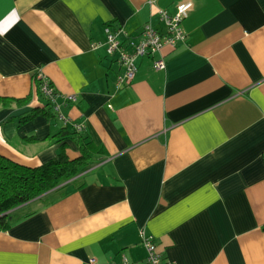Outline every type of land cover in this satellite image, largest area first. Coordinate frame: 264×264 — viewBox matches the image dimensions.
Here are the masks:
<instances>
[{
    "label": "crops",
    "instance_id": "1",
    "mask_svg": "<svg viewBox=\"0 0 264 264\" xmlns=\"http://www.w3.org/2000/svg\"><path fill=\"white\" fill-rule=\"evenodd\" d=\"M190 3L185 40L163 47L164 70L136 60L128 87L104 27L135 36L158 10ZM120 41L125 38L119 36ZM41 73L63 113L42 106ZM0 155L37 167L83 127L101 153L73 180L18 208L0 232V264H143L140 231L173 264H264V0H0ZM63 186V185H62Z\"/></svg>",
    "mask_w": 264,
    "mask_h": 264
},
{
    "label": "built area",
    "instance_id": "2",
    "mask_svg": "<svg viewBox=\"0 0 264 264\" xmlns=\"http://www.w3.org/2000/svg\"><path fill=\"white\" fill-rule=\"evenodd\" d=\"M191 10L190 3H182L176 6L173 14L166 11L158 10V18L162 23L161 30L156 29L151 22L145 23L135 36L127 35L122 29L113 30L110 25L104 27L105 42L92 43L91 49L96 50L103 46L107 57L114 58L115 62L121 69V73L117 74L114 81L116 90L128 87L134 79L136 73L135 62L139 58L148 57L152 59V67L156 71L164 70L165 63L161 55V49L165 46L174 48L185 40V32L182 28V22ZM125 38L124 42L118 38ZM34 80L38 81V93L42 100L49 105L51 112L57 121L63 126L69 124V120L63 113V107L66 102H75V97L62 96L57 93L48 79L41 73H36ZM76 131H81L82 126L74 125L72 127ZM141 243L146 251L143 264H173L162 260L151 235H146L144 231H140ZM90 264L94 260L89 261ZM107 264H116L109 262ZM118 264H129L124 255H120Z\"/></svg>",
    "mask_w": 264,
    "mask_h": 264
},
{
    "label": "trees",
    "instance_id": "3",
    "mask_svg": "<svg viewBox=\"0 0 264 264\" xmlns=\"http://www.w3.org/2000/svg\"><path fill=\"white\" fill-rule=\"evenodd\" d=\"M34 84L38 92V81L34 80ZM27 102V98L0 97V108L22 107ZM36 116L50 117L54 115L46 102L20 118L19 122L30 121ZM65 135L71 136L77 145L78 154L72 159L67 157L63 147L54 159L37 167L20 165L0 155V232L9 228L10 217L16 208L57 187L61 186L60 188L63 189L64 184L95 164L96 156L101 151L88 140L83 129L76 131L72 128V132H67L64 127L55 137L60 138Z\"/></svg>",
    "mask_w": 264,
    "mask_h": 264
}]
</instances>
